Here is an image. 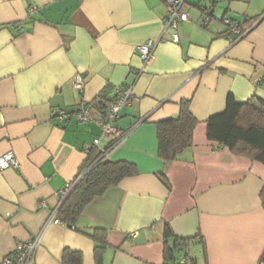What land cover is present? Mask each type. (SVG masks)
Segmentation results:
<instances>
[{
  "label": "crops",
  "instance_id": "obj_1",
  "mask_svg": "<svg viewBox=\"0 0 264 264\" xmlns=\"http://www.w3.org/2000/svg\"><path fill=\"white\" fill-rule=\"evenodd\" d=\"M188 6L181 43L165 36L141 73L137 48L162 36L163 0H0V158L13 154L20 163L0 170L1 258L40 237L36 264H62L66 249L82 253L84 264H165L169 226L176 237L195 239V264H260L264 165L209 141L207 122L230 94L264 100V0ZM224 18L244 26L238 43H229ZM78 78L83 92L74 87ZM126 86L138 101L122 110L116 127L123 136L108 159L132 163L139 174L92 201L75 229L55 223L60 193L101 135L93 103ZM182 101L199 122L194 145L165 164L156 123L178 117ZM83 105L88 123L72 115ZM58 110L67 120L53 117ZM95 227L108 233L101 262L84 235Z\"/></svg>",
  "mask_w": 264,
  "mask_h": 264
},
{
  "label": "trees",
  "instance_id": "obj_2",
  "mask_svg": "<svg viewBox=\"0 0 264 264\" xmlns=\"http://www.w3.org/2000/svg\"><path fill=\"white\" fill-rule=\"evenodd\" d=\"M113 100L114 98H110V93L106 91L93 103V106L100 114H104L108 104ZM198 124V120L190 111V101L180 103L178 117L156 123L159 159L165 164L179 161L183 153L193 147L194 131ZM207 125L209 141L228 148L235 155L250 158L264 165L263 99L254 96L245 102H239L230 94L227 97L225 110L212 116ZM138 174L136 165L102 158L99 149L93 146L88 151L87 159L78 174L83 176L82 179L71 195L63 201L56 218L61 224L75 228L92 201L105 195L110 188L118 186L123 180ZM159 178L171 190L165 175L161 174ZM261 199L264 207V187ZM84 235L95 243L96 260L101 262L108 248L107 230L95 227L89 232H84ZM165 239V264H180L182 257L188 260L189 264H195L189 255L195 239L178 238L169 226L166 228ZM61 263L84 264V258L82 253L66 249ZM260 264H264V253Z\"/></svg>",
  "mask_w": 264,
  "mask_h": 264
},
{
  "label": "built area",
  "instance_id": "obj_3",
  "mask_svg": "<svg viewBox=\"0 0 264 264\" xmlns=\"http://www.w3.org/2000/svg\"><path fill=\"white\" fill-rule=\"evenodd\" d=\"M163 1L167 4V13L163 20L162 36L158 40H149L137 48V53L143 63L142 70L140 71L141 73H144L156 60L157 48L159 44L165 42V36L170 35L171 43L175 45L181 43V36L179 33L180 26L189 21L188 0ZM206 13V23H209L211 9H208ZM222 23L230 44H236L243 39L245 30L241 23L228 18H224ZM74 87L78 91L83 92L85 88L84 81L81 78L76 79ZM137 101L138 99L134 94L133 86L118 87L115 90L114 100L108 104L105 113L101 114V117L98 120V125L101 128V135L95 142L94 147L99 149L102 158H109L110 151L123 136V133L116 127V123L120 119L122 110L126 106H130ZM90 112V107L88 105H83L82 108L73 115L80 123H88L91 119ZM69 116L70 114L64 110L53 112V117L59 118L61 121L67 120ZM107 139H111V144L108 147L103 148L102 143ZM19 167L20 163L13 154H8L0 158V170L19 169ZM82 177V175L77 176L76 179L69 183L60 193L61 204L71 195ZM42 205H44V202ZM56 216L57 213L54 214L53 221L61 224ZM40 242V237H36L31 241L19 243L11 254L3 258L0 257V264H36L35 255ZM180 264H189V261L181 259Z\"/></svg>",
  "mask_w": 264,
  "mask_h": 264
}]
</instances>
